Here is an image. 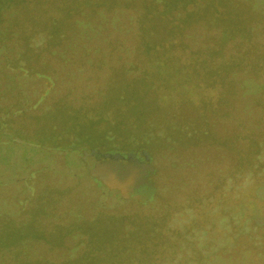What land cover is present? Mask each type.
<instances>
[{
    "label": "flooded vegetation",
    "instance_id": "obj_1",
    "mask_svg": "<svg viewBox=\"0 0 264 264\" xmlns=\"http://www.w3.org/2000/svg\"><path fill=\"white\" fill-rule=\"evenodd\" d=\"M194 2L0 0V264H53L48 259L72 258L75 250L76 258H105L107 247L121 246L124 237L137 236L145 226L138 223L140 216L123 214L128 206L157 208L170 217L204 205L199 209L218 215L235 240H246L243 251L264 256V89L259 95L234 89L227 99L219 94V83L264 78V67L256 63L262 64L261 49H253V60L230 57L217 65L216 58L204 85L212 92L205 104L227 105L206 117L179 108L139 122L129 108L137 109V92L120 87L113 93V86L108 93L117 76L138 80L139 64L128 57L129 45H122L118 34L111 36L113 29L121 30L120 20L125 23L123 13H132L139 34L141 18ZM206 2L215 8L204 19L219 34L215 44L238 36L254 48L263 46L264 8L256 0ZM229 14L241 23L219 24ZM252 17L259 19L247 25ZM201 18L183 29L203 28ZM154 60L165 66L170 58ZM196 74H189L195 81L190 92L202 88ZM220 121L227 123L226 133L213 129ZM124 124L133 133L125 136ZM216 145L231 157L224 170L206 169L198 186L172 197L161 182L165 170L156 163L161 152ZM237 181L238 199L227 204L223 199ZM232 208L242 209L240 219L232 217ZM254 211L260 222L252 219Z\"/></svg>",
    "mask_w": 264,
    "mask_h": 264
},
{
    "label": "rangeland",
    "instance_id": "obj_2",
    "mask_svg": "<svg viewBox=\"0 0 264 264\" xmlns=\"http://www.w3.org/2000/svg\"><path fill=\"white\" fill-rule=\"evenodd\" d=\"M256 1L258 7L264 8V0ZM209 4L206 0H197V2L187 5L181 3L163 15L160 11L156 12L157 10H155L152 15L140 19L139 26L142 31L139 34L135 31L136 28L134 29L135 23L133 22L135 19L131 18L132 13L127 12L125 15L124 12L125 23L120 20L122 31L117 32L114 29L111 31L112 37L118 34L119 42L122 45H129L128 57L134 59L139 66L138 80L129 82L123 78L124 76L122 78L117 76L109 81L110 91L108 93L111 94L113 86V93L120 87H124V91L129 92L133 89L137 92L139 95L137 109L130 105L129 108L135 113L137 112L139 122L143 117L145 119L179 108L187 113L196 114L195 112H197V115L204 117L210 115L211 112H220V107L226 108L227 104L223 105L222 103L217 106L218 108L215 106L211 108L205 104L206 99L209 102V98L206 96L212 92L209 93L204 85L213 73L211 68L214 67L216 58L218 59L217 65L229 61L230 57L241 58L243 61L245 59L253 60L256 58L253 49L258 48L262 52L259 55L262 64L260 61H256V63L262 68L264 67L263 42V46L254 48L253 45H248L249 41L236 36L222 42L218 40V43L215 44V37H219V34L214 31L216 29L211 25H206L204 20L215 9L209 7ZM196 16L202 17L200 21L204 20V23L200 22L203 28H200V25H195L186 29L185 26L184 29L186 30H184L183 25L190 27ZM236 18L233 14H229V16L219 18V24L232 25L241 21L240 19L236 21ZM258 19V17L247 18L246 24L250 25L254 22L251 25L254 26ZM141 35L142 39L140 38ZM245 48L248 50L244 53L243 49ZM103 55L105 56L103 60H106V63L104 62L102 65L104 71H107L109 66L106 57L108 54L103 51ZM156 57L170 58V60L165 66L155 65L154 59ZM194 71L199 73L196 76L201 78L198 85H202V88L197 87V92H190V90H195V87H191L194 86L195 81L191 80V76H189ZM219 73H221L220 70ZM258 78L252 79L250 77V79L240 83L223 82L222 85L219 83V94H221L222 99H227V93H231L235 89L237 93L248 91L246 95L252 93L259 95V91L264 89V78L259 79L260 81L257 80ZM128 92L125 94L126 96ZM214 97L212 96V98ZM129 100H132L131 94ZM123 121L124 123L127 122L126 119ZM218 123L219 126L213 129L218 128L217 131L226 133L227 123L223 121ZM137 125L141 126L140 130L143 129V122L141 124L137 122ZM123 130L125 136L134 131L129 124H124ZM135 131L139 130L135 129ZM226 158L231 157L219 145L210 150L206 146H197L170 155L168 151H162L161 155L157 157L156 163L165 170V177L161 182L168 187L167 189L170 190L169 192L173 197L183 190L191 191L198 186L207 174L206 169L214 170L222 166L224 170L223 164ZM238 184L237 181L236 186H233V193L223 199L225 203L237 201L242 189ZM204 189L206 190V188L201 190L204 192ZM201 190L195 196H200ZM176 202L179 203V200ZM208 204L212 209L213 200L208 201ZM194 206L195 208L190 211H174L170 217L164 215L163 210L157 208L149 211L148 208L142 207L138 211L134 207L130 209L128 206L123 210V214L142 217H138V220H142V222H136L145 224V226H141L143 229L137 236L127 239L124 237L121 246H109L106 250L104 248L103 250L109 256L101 259H98L100 257L97 259L91 257L76 258L78 255L75 250L72 258L57 257L56 262L51 259L48 260L52 261L53 264H264L263 255L259 256L255 252L243 251L246 240L243 237L235 240L231 228L223 225L224 222L218 215L217 217L211 210L199 209L204 205L194 204ZM231 210L234 211L232 217L240 219L242 209L232 208ZM131 211L133 214H130ZM249 211L252 212V209ZM254 212L256 215L252 216V219L260 222L258 213ZM143 216L148 219L145 220ZM163 223L168 224V226L163 227ZM96 255H100V253L96 252Z\"/></svg>",
    "mask_w": 264,
    "mask_h": 264
}]
</instances>
